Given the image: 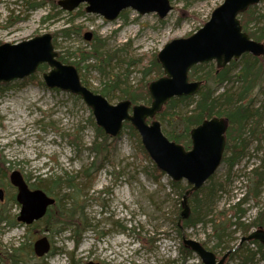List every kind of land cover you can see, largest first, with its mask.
I'll return each mask as SVG.
<instances>
[{
  "label": "rangeland",
  "instance_id": "374dc122",
  "mask_svg": "<svg viewBox=\"0 0 264 264\" xmlns=\"http://www.w3.org/2000/svg\"><path fill=\"white\" fill-rule=\"evenodd\" d=\"M59 1L54 6L49 0H0V46L50 34L54 50L72 62L79 60L81 53L90 56L92 47L97 45L98 54L102 53L104 59L112 57L108 65L88 58L74 67L82 81L97 94H101L110 78L119 76L122 83L106 93L108 103L116 105L126 95L123 92L126 85L135 89L156 80L153 72L145 75L149 61L168 42L187 38L202 28L224 0H169L172 10L164 19L155 13L140 15L127 9L111 22L86 13V3L68 12L60 8ZM29 4H34L35 9ZM253 11L255 16H263L264 0ZM252 26L246 33L254 31ZM65 27H70L68 36L61 34ZM88 33L91 41L84 39ZM238 61L231 66L232 78L239 70ZM202 66L197 76H203L210 67L216 69L215 62ZM237 86V83L223 85L216 89L217 94ZM252 90L251 106L253 110L260 109L264 106V81ZM196 96L191 99L195 100ZM159 123L166 135L168 129ZM94 126L90 109L72 94L47 88L42 72L0 86V217L7 219L0 222V264H13L11 260H21L23 264H202L194 254L191 259L182 260L179 254L182 239L175 221L176 214L181 212V200L171 188L169 177L163 175L156 183L147 175V168L154 164L127 132L109 139L108 163L93 179L80 177L84 169L91 172L88 168L96 161L89 150L95 139ZM252 129L256 140L232 169V178L218 199L213 216L205 226L188 228L182 234L204 243L217 258L224 255V246H237L241 239L231 224L219 232L215 230L217 220L224 218L221 213L244 197L246 204L241 208L245 217L241 222L250 224L264 205V183L259 198L254 200L249 194V171L258 167L264 156V109L259 110L257 124ZM12 171H18L30 188L51 187L41 182V178H73L71 184L77 192L60 182L46 193L59 199L64 207L62 217H58L62 222L76 221L82 215L86 227L78 226V231H82L78 245L72 229L65 224L51 227L38 221L24 226L16 222L20 207L15 203L16 190L8 180ZM227 171L228 164L222 163L216 178H224ZM231 215L228 213L227 218ZM43 237L48 239L51 251L37 259L33 255V243ZM219 242L220 246L216 247ZM23 244V249L17 252L19 255H14L13 250ZM226 264L242 263L231 259ZM253 264L264 262L255 260Z\"/></svg>",
  "mask_w": 264,
  "mask_h": 264
},
{
  "label": "water",
  "instance_id": "95a60500",
  "mask_svg": "<svg viewBox=\"0 0 264 264\" xmlns=\"http://www.w3.org/2000/svg\"><path fill=\"white\" fill-rule=\"evenodd\" d=\"M260 1L224 0L197 32L165 44L156 56L163 76L148 85L149 105H133L130 100L112 105L100 94L89 90L81 83L74 66L58 60L50 34L0 46V86L31 77L40 66L46 65L49 71L42 74L45 86L79 97L90 109L96 127L106 136L116 138L124 124H130L154 166L172 182H185L189 187L182 197L180 222L189 216L188 196L200 190L221 164L229 123L226 118L216 116L202 121L190 131L191 148L186 150L162 133L155 118L170 100L194 97L199 92L202 82L189 81L188 74L193 67L215 62L216 69L221 70L246 54L255 58L264 56V43L252 40L242 30L239 19ZM84 3L88 5L86 13L99 15L109 22L117 20L127 9L140 15L155 13L160 19L172 10L169 0H61L58 5L71 12ZM84 39L90 41L91 34H86ZM9 183L16 190L15 201L20 207L16 221L20 224L31 226L42 220L47 209L55 203L54 198L42 190H31L18 171L10 173ZM181 239L182 247L196 255L202 264H225L229 254L234 252L232 249L217 259L201 243L185 235ZM252 241L264 248V230L261 227L241 237L237 246ZM50 248L46 237L33 243V253L37 258L46 256Z\"/></svg>",
  "mask_w": 264,
  "mask_h": 264
},
{
  "label": "trees",
  "instance_id": "16d2710c",
  "mask_svg": "<svg viewBox=\"0 0 264 264\" xmlns=\"http://www.w3.org/2000/svg\"><path fill=\"white\" fill-rule=\"evenodd\" d=\"M49 1L50 3L54 4L56 0ZM30 7L35 9L34 4H31ZM239 19L244 32L247 31L250 25H253L255 28L254 31L247 33L252 40L261 43L264 42V15L255 16V12L253 11L252 7L247 12L241 14ZM69 33L70 27H65L61 31V34L64 36H68ZM98 48L99 47L97 45H94L92 47L93 52L90 56H86L81 53L80 59L76 61L70 62L69 59H66L63 56H59V60L63 64H69L76 67V65L84 62L86 59L93 58L98 60L103 65H108L110 62L109 60L112 57L106 56V59H104V55H102V53L98 54ZM262 61H264L262 58H255L248 54L243 55L238 61L240 66L239 70L235 73L234 78L230 76V69L231 66L237 64V61L231 62L230 65L221 70L210 67L208 71L203 74V76L196 75L198 71L203 69L202 65L192 68L191 72L189 73V80L191 81L192 78H196V80L204 82L196 96V99L194 100L189 97L172 99L163 107L162 112H160L157 116V120L161 121L163 126L168 129V133H166L165 136L170 141L183 146L185 149L190 148V131L200 125L202 121L216 116L226 118L229 123V127L225 135L226 146L222 159V163L228 164V171L224 175V178H216V174H214L205 183V185L200 188V190L188 196V206L190 212L187 219L181 220V227L183 229L182 231H180V228L177 225V222L180 218V213L176 214L175 219L177 233L180 238L182 234H185L184 230L188 228H195L200 224L205 226L209 222L208 218L213 216V212L216 210L218 199L223 193L226 192V187H228V183L232 178L233 167L239 164L241 159L246 156V151L249 149V145L254 141L252 126L257 124L259 110H263L264 106H262L260 109L257 108L253 110L251 101L249 99L250 94L253 91L252 89L255 87V85H257V83L261 84L264 81V63H262ZM46 69V66H41L37 72L44 73L46 72ZM151 72L155 73L157 79L162 76V70L156 61V57H153L149 61V66L145 70V75ZM81 82L83 85L89 88L84 83V81H82V79ZM111 83H113L111 86L112 88L120 83L119 76L115 75L113 78H111ZM229 83H232V86L234 83H237L239 86H237L236 89H233L232 87L227 88L217 94V88ZM123 92L126 95L124 98H120V100H130L133 104H150L151 100L148 95V84H141L135 89H131L128 85H126V88L123 90ZM106 93H108V91L104 90L101 92V95L106 98ZM190 101H192V104H190ZM190 106L193 107L189 111H182L184 109L187 110ZM123 131L127 132L131 137L136 139L141 152L147 157L141 146L137 133L130 126V124L125 123ZM94 133L95 139L89 150L95 155L96 161H94L88 168L91 170V172L85 169L82 171L80 177L84 179H93L94 175L100 169H102L103 165L108 163V155L110 153L108 148L110 144L108 141L110 138L107 137L101 129L95 126ZM1 171L2 170H0V173ZM146 173L156 183H159L164 175L155 166L147 168ZM249 176V194L252 195V199L256 200L261 195V187L264 183V156L260 161V165L249 171ZM3 177L6 178L5 171ZM72 179L73 178L71 177L67 179L63 177H55L54 179L41 178V182H45L48 185L51 184V190L55 189L60 182H64L67 185H70L68 188H72L73 191H76L74 184H71ZM171 188H173L179 200H182L184 193L189 189V187L183 182H172ZM32 189H40L45 193L47 190L51 191L49 188L44 187L43 185ZM244 204H246V199L243 197L239 199L233 206L229 207V210L222 212L221 214L224 215V218H219L217 220L215 230L219 232L222 230L223 226L231 224L235 226V230L240 233L241 237L248 235L250 229L253 227H255V229L261 227L264 230V205L258 210L256 217L250 224H244L241 222V220L245 217V211L241 208ZM179 210H181V207ZM228 213H232L230 218H227ZM62 215L63 213L60 212L57 205H55L48 211L45 218L41 221H44L45 225H49L51 227L52 225L58 227L62 224L69 226L72 229L73 237H76L75 245H78L82 235V231H78V226L81 224L83 225V229L86 227L82 215L80 214L81 218L79 219L78 217L76 221L69 220L66 222H62L60 219H58V217H62ZM232 219H235L234 222H231ZM3 220L7 221L6 217H0V222ZM49 226L46 229L47 231L51 230ZM220 243L221 242H219L216 247H219ZM202 245L204 248H206L204 243ZM23 246L24 244L20 249H14L13 254L19 255L17 252L22 250ZM234 247L235 246H224L223 250L226 253L227 251L234 249ZM179 254L182 257V260H189L193 257L192 253L184 249L182 245L179 248ZM231 259L240 260L242 264H253L255 260L264 262V248L256 241L244 243L241 246L235 248L234 252L229 254L228 260ZM12 261L13 264H23L21 260H11V262Z\"/></svg>",
  "mask_w": 264,
  "mask_h": 264
},
{
  "label": "bare ground",
  "instance_id": "6f19581e",
  "mask_svg": "<svg viewBox=\"0 0 264 264\" xmlns=\"http://www.w3.org/2000/svg\"><path fill=\"white\" fill-rule=\"evenodd\" d=\"M252 8V7H251ZM250 9V8H249ZM247 12V11H246ZM121 15V14H120ZM252 28H254L253 26H252ZM255 29V28H254ZM91 41V40H90ZM261 43V42H260ZM100 48H98V51H100L99 50ZM253 57V56H252ZM258 58V57H257ZM196 67V66H195ZM202 82V86H203V84H204V82L203 81H201ZM120 83H122L121 82V80H120ZM120 83H118L114 88H112L111 86H112V84L113 83H111V78H110V80H109V82H107L106 84H105V89L104 90H107L108 92L110 91V90H114V89H116L117 87H118V85L120 84ZM201 86V87H202ZM103 90V91H104ZM190 98V97H189ZM192 98V97H191ZM254 140H256V139H254ZM223 155H224V153H223ZM223 158V157H222ZM236 166V165H235ZM234 166V167H235ZM233 167V168H234ZM63 178H65V177H63ZM64 180V179H63ZM75 186V185H74ZM58 187V185L56 186V188ZM76 187V186H75ZM50 189V188H49ZM68 189H70V188H68ZM51 190V189H50ZM54 200H55V203H54V205H52V206H50L48 209H47V212H46V214H45V216L47 215V213H48V211L51 209V208H53L55 205H57V207H58V210L60 211V212H64V207L62 208V206H61V204H60V202H59V199H55L54 198ZM15 203L17 204V202L15 201ZM18 205V204H17ZM19 212H20V209H19ZM177 225H178V227L181 229V230H183L182 229V227H181V221L179 222H177Z\"/></svg>",
  "mask_w": 264,
  "mask_h": 264
}]
</instances>
